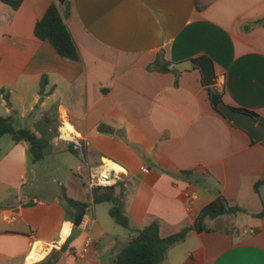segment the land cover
<instances>
[{
  "label": "crops",
  "instance_id": "crops-1",
  "mask_svg": "<svg viewBox=\"0 0 264 264\" xmlns=\"http://www.w3.org/2000/svg\"><path fill=\"white\" fill-rule=\"evenodd\" d=\"M54 2L61 15L64 3L69 6L66 24L81 63L34 36ZM64 3L23 0L16 11L0 3V118L15 112L13 126L33 131L55 107L58 131L69 123L85 147L81 158L75 155L72 175L71 162L57 158L63 154L50 160L64 173L65 187L44 200L37 179L45 178L46 154L32 164L28 143L0 139V264H115L137 231L154 221L161 238L192 228L201 209L219 197L245 209L247 225L236 224L240 215L207 220L205 230L188 231L160 264H264V216L252 217L264 205V188L253 191L264 180L263 142H252L214 110L199 69L148 70L159 54L174 65L205 57L221 102L264 120V0ZM43 76L51 93L40 101ZM49 148L55 155L68 151L58 137ZM102 160L121 169L122 182L91 191L89 168ZM64 195L86 205L77 226ZM110 196L121 200L131 231L111 219L110 203L94 202ZM257 199L261 210L252 213L249 204ZM87 241L91 247L79 258ZM36 244L43 255L31 253Z\"/></svg>",
  "mask_w": 264,
  "mask_h": 264
},
{
  "label": "trees",
  "instance_id": "trees-1",
  "mask_svg": "<svg viewBox=\"0 0 264 264\" xmlns=\"http://www.w3.org/2000/svg\"><path fill=\"white\" fill-rule=\"evenodd\" d=\"M22 2L23 0H0L1 4L7 6L12 11L18 10ZM64 7L65 13L64 15H61L57 2L52 3L45 11L42 18L36 22L34 27V36L40 41L48 42L61 58L73 63H81L79 49L66 24V20L69 16V6L66 2L64 3ZM261 23H264V21ZM173 65V63L164 61L163 56L159 54L155 63L149 66L148 70L157 71L160 73H168L173 71L177 74V71L170 69V67ZM46 83V77L43 76L41 78V86L39 89L40 101L51 93H45L44 89ZM207 92L209 99L211 98L212 94H217L212 88H207ZM5 100L8 104L7 97H5ZM220 103H222L221 100ZM214 110L218 112L217 108H214ZM233 110L251 115L257 124L264 126V120L259 116L245 110ZM54 113L55 107L50 111L45 112L41 119L34 124L33 131L29 129H16L13 126L12 120L16 115L15 112H13L10 117L0 118V139L3 137H9L14 143H28L31 163H40L45 158L46 150L50 146L51 139L59 136V124ZM252 142H254L253 139ZM68 151L78 156L76 151L73 150L72 146L68 147ZM261 187L264 188V180L257 181L253 185V191L257 193ZM111 189L112 188H109L110 191ZM64 199L66 204L76 211L74 223L77 226L84 213L86 205L69 199L65 195ZM94 202L110 203L111 207L108 211V214L111 219L116 225L127 231H131L128 218L124 213L123 204L120 199H114L110 196L102 199H94ZM242 214H247V211L237 205H230L225 199L219 197L201 209L192 228H184L178 233L167 238L160 237L159 223L154 221L136 232V235L132 237L126 246L116 255L114 260L115 264H160L165 260L167 251L175 245L181 243L185 239L188 231L194 230L199 232L205 230V223L207 220H213L224 215L237 216ZM263 216L264 205L262 211L259 214L252 215V217L255 218H261Z\"/></svg>",
  "mask_w": 264,
  "mask_h": 264
},
{
  "label": "water",
  "instance_id": "water-1",
  "mask_svg": "<svg viewBox=\"0 0 264 264\" xmlns=\"http://www.w3.org/2000/svg\"><path fill=\"white\" fill-rule=\"evenodd\" d=\"M59 4H63L64 0H57ZM193 68L200 70L202 76V84L206 88L215 86V71L212 62L202 57L196 61H185L174 65L173 69L177 72L190 71ZM210 102L214 108L234 127L244 130L255 142H264V126L257 124L251 115L237 112L229 106L220 103L217 94H212Z\"/></svg>",
  "mask_w": 264,
  "mask_h": 264
},
{
  "label": "rangeland",
  "instance_id": "rangeland-1",
  "mask_svg": "<svg viewBox=\"0 0 264 264\" xmlns=\"http://www.w3.org/2000/svg\"><path fill=\"white\" fill-rule=\"evenodd\" d=\"M58 135L60 134V129L58 131ZM58 137V136H57ZM64 144H67V148L71 147L72 145L67 142H63ZM51 148H48L46 150V161L40 163V171L45 175V178H43L41 181H39V179H37V185L40 186L41 188H39L38 190V197L43 198L44 200H52L53 196L55 193H60L62 195V191H63V187H65L64 184V173H61L60 171H55L52 168V162L55 161H50L53 160V158H55V156H60V154H63L62 157H57L59 158L61 161L64 160H68L69 163L71 164V166H66V170H67V174L68 175H72V163L73 164H77V158L75 157V155L72 154V152L70 151H64L63 153H57L52 154L51 153ZM78 157L81 158V156L79 155L80 152H77ZM69 164V165H70ZM70 167V170L69 168ZM62 184V185H61ZM63 186V187H62ZM262 200L264 201V191H262V195H261ZM108 206V204H106ZM102 208V207H101ZM249 209L251 210L252 213H257L261 210V207L259 205V199H257V201H251L249 204ZM236 224L238 226H242L243 224L247 225V223L249 222V219L246 218V216H242L240 215L239 217H237V219L235 220ZM214 227H221L220 225H218L217 223H215V225H213Z\"/></svg>",
  "mask_w": 264,
  "mask_h": 264
},
{
  "label": "built area",
  "instance_id": "built-area-1",
  "mask_svg": "<svg viewBox=\"0 0 264 264\" xmlns=\"http://www.w3.org/2000/svg\"><path fill=\"white\" fill-rule=\"evenodd\" d=\"M70 136L72 137L71 140H65L61 137V134H59L58 139L65 143L69 142L72 145L73 150L80 152V154H83L85 150L83 143L75 138L74 133H72ZM114 167L119 168L117 165L109 161L102 160V162L99 165L94 166L93 168H89L88 177H87L88 189L91 191L97 189L106 190L114 187L117 183L122 182L123 172L121 171L120 168H119L120 170H116ZM144 172L148 173L146 169L144 170ZM21 181L25 183V178L22 177ZM244 233L253 234L254 230L253 229L244 230ZM90 247H91V242L89 241L85 242L82 250L78 254V257L83 258L85 254L88 252Z\"/></svg>",
  "mask_w": 264,
  "mask_h": 264
},
{
  "label": "bare ground",
  "instance_id": "bare-ground-1",
  "mask_svg": "<svg viewBox=\"0 0 264 264\" xmlns=\"http://www.w3.org/2000/svg\"><path fill=\"white\" fill-rule=\"evenodd\" d=\"M72 131L73 130H72L71 125H69V124L64 125L61 128V130H60L61 137L63 139H65V140H71L72 137L70 135L72 133H75V132H72ZM115 169L118 170L117 168H115ZM31 253H33V254H39V255H43L44 254V252L42 251V247L39 244L34 245V247L31 250ZM38 259L39 258L36 256L34 259H29L28 263H35V262L38 261Z\"/></svg>",
  "mask_w": 264,
  "mask_h": 264
}]
</instances>
